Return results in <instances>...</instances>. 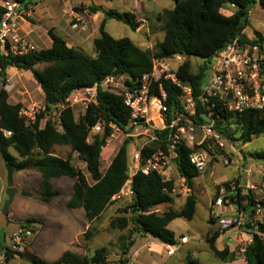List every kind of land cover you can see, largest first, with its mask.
I'll use <instances>...</instances> for the list:
<instances>
[{"label": "trees", "instance_id": "obj_1", "mask_svg": "<svg viewBox=\"0 0 264 264\" xmlns=\"http://www.w3.org/2000/svg\"><path fill=\"white\" fill-rule=\"evenodd\" d=\"M21 5L28 6L33 0H17ZM176 2L172 10H164L158 19L163 20V39L152 48L142 49L133 44L128 38L114 39L105 32V23L113 19L127 25L132 31H136L140 23L128 12L115 10H102L104 19L98 32L99 36L93 41V54L67 47L65 41L49 31L51 47L37 50L33 53L11 57L0 54V76L8 68L30 75L38 84L43 93L45 111L63 104L64 100L74 91L97 86V104L89 105L84 113L74 117L70 108L59 111L60 130L54 122L48 119L41 129L40 120L44 117L41 113L33 126H26L18 116L20 104L8 103V94L4 89V78L0 88V127L11 132L8 138L0 137V156L4 164H12L14 167H32L39 172V198L43 203H49L57 192L53 190L51 181L61 177L74 180L73 193L68 202L69 208L82 207L86 212L89 222L99 217L111 204V199L123 187L126 179L127 150L129 140H124L104 173L101 172V152L107 145L111 135L108 124L117 126L126 131L129 120V109L124 105L123 97L110 91L103 90L101 85L109 77L124 76L125 83L130 85L144 73H148L152 67L153 59H170L174 56L200 58L211 60L216 52L241 37L248 23V12L255 3L254 0H173ZM225 4H233L236 10L229 14L224 11ZM259 8L264 13V0H260ZM98 10L89 8V12ZM3 9L0 7V19ZM260 40L264 35L255 32ZM205 70L207 66H198L195 72L190 70V64L184 62L177 70L176 76L192 88L194 96H197L206 81ZM209 72V71H208ZM163 89L168 95V105L171 109H182L180 103V90L168 82H164ZM226 128L220 133L224 139L234 141L229 133L230 125H236L239 129V138L243 145L252 141L254 136L264 133V108L251 110L241 114H225ZM104 123V131L92 137L88 141L90 129L98 122ZM196 120L202 121L197 110ZM55 146H67L72 154L85 164L86 171L92 180L89 183L82 171L74 167L70 158L62 159L52 155ZM203 149H207L205 145ZM12 149L20 161L10 154ZM190 150L180 146L176 159L177 170L189 185L198 176L194 168L189 164L188 153ZM223 151L220 150L219 153ZM264 159V155H258ZM229 189V183L224 184ZM172 182H163L162 178L154 173L144 176L137 174L132 179L133 200L128 209L130 218H118L112 226L124 230L131 223L133 231L142 234L145 230L153 239L164 245H175L174 234L167 226L177 219L182 218L192 221L196 212L197 200L193 194H189L182 208L178 211L168 210L161 215L155 213L145 214L160 205H171L173 198L169 194L172 190ZM237 186V185H236ZM237 209L240 207L248 216L253 213L256 204L264 209V200H256L251 190L236 187L234 195L230 198ZM245 202V206L242 203ZM127 211V210H125ZM210 223L216 220L210 218ZM33 223L28 220L20 226H28ZM220 231L213 230L205 236L210 251L222 261H235V254L228 249L219 251L215 242L220 236ZM88 234H85L87 237ZM251 244L245 253V264H264V224L259 226L258 233L250 232ZM121 258L108 262V250L104 247L95 250L89 257H80L74 253L66 252L55 262H46L38 257L25 252L19 257H29L35 264H129L127 255L132 242L120 238ZM126 242V243H125ZM11 258H9L10 260ZM8 260V261H9ZM189 264L198 262L188 259Z\"/></svg>", "mask_w": 264, "mask_h": 264}, {"label": "built area", "instance_id": "obj_2", "mask_svg": "<svg viewBox=\"0 0 264 264\" xmlns=\"http://www.w3.org/2000/svg\"><path fill=\"white\" fill-rule=\"evenodd\" d=\"M43 1L33 0V3L40 5ZM254 1L248 12V21L253 8L260 9V0ZM0 7L3 9L0 19V54L19 57L37 51L35 46L18 33L17 20L21 15V4L17 0H1ZM228 7L232 11L236 10L233 4H228ZM246 30L249 34H246ZM260 33L264 35V29ZM242 34L247 36V40L238 37L223 47V51L216 52L206 81L197 96L193 95L188 84L181 81L176 73H172L168 65L169 59H153L150 72L144 73L130 85L125 83L124 76L109 77L103 82L101 88L106 91H109L106 87L113 84L115 93L123 97L124 105L130 111L126 131L111 123L108 124L111 129L110 137L117 133L123 135L124 140H129L128 148L132 146L133 138H141L127 150V179L120 191L112 197L111 202L130 205L133 200V177L137 174L148 176L152 173L160 176L163 182H172V190L169 193L171 196L180 194L182 198H186L190 193V187L186 179L179 174L176 165L180 146L190 150L187 157L189 164L197 174H203L214 151L222 150L221 154L224 155V137L220 131L226 128L227 123L223 116L264 108V40H260L248 25ZM176 57L178 60L181 59ZM21 76L20 74L19 77ZM2 78L7 86V77L0 76V81ZM164 82L180 90L182 109L169 107L168 95L163 89ZM96 104L97 86H94L72 92L63 104L49 113H44L43 101L20 104L18 116L26 126H33L37 122V117L44 113L40 122L45 125L46 121L51 119L60 130V110L70 108L74 111L75 107H79V111L84 113L89 105ZM197 110L202 121L196 120ZM39 127L41 128L40 124ZM103 131L104 123L100 120L90 129L93 135L102 134ZM10 136L11 132L0 127V137ZM203 145L207 149H203ZM233 161L229 154L222 157L225 166ZM235 189L236 186L232 184L229 185V189L221 188L209 208V215L216 220L215 224L221 234L231 231L229 242L234 247L233 253L245 262L246 249L252 242L249 231L258 233L259 226L264 224V209L256 204L253 213L247 218L238 211L223 213L224 209L233 204L230 198L234 195ZM158 207L160 206L145 214L157 213ZM32 235V230L28 226H19L10 244L0 249V264H9V258L23 254L26 241ZM187 241L186 237H181L179 244H185ZM165 251L167 256L174 255V245H166Z\"/></svg>", "mask_w": 264, "mask_h": 264}, {"label": "rangeland", "instance_id": "obj_3", "mask_svg": "<svg viewBox=\"0 0 264 264\" xmlns=\"http://www.w3.org/2000/svg\"><path fill=\"white\" fill-rule=\"evenodd\" d=\"M159 5L163 4V0H159ZM162 14V13H161ZM163 20L159 19V22L154 24L153 33L150 32L149 35H146V29L143 28L141 34H135L127 25L122 22L109 19L106 24L107 33L114 39L128 38L133 41L142 49L152 48L156 43L161 42L163 39L162 32ZM248 27L252 29V32H261L264 29V13L259 10L257 7L253 8L250 15V21L247 23ZM246 34H249V31L246 30ZM88 49V47H87ZM89 52L84 51L87 55L93 54V48ZM89 53V54H88ZM181 58V57H180ZM188 62L190 64V70L195 72L198 66H207L210 68L212 63L211 60H203L200 58L190 57L188 59H177V57H172L168 60V65L172 73H176L178 68L184 63ZM209 70H205V75L208 76ZM12 74V73H11ZM11 88H5L8 93L10 102H18V100H23L21 104L29 103H40L43 99V93L38 84H36L32 78L23 74L22 77L12 78L10 81ZM0 87L2 84L0 82ZM110 92H116L113 84H110L106 87ZM23 92V95L19 94ZM21 97L23 99H21ZM74 117L78 118L82 112L79 111V107L74 108ZM40 126H43V122H40ZM229 133L231 134L234 141L224 139V155L219 153V151L213 152V157L210 158L207 168L203 174L196 176L192 180V186L190 187V193L196 197V212L192 221H186L182 218H177L171 221L167 228L173 232L175 239V254L173 257H168L166 255L164 246L153 238H148L147 245L139 250L136 256L132 257V260L136 264H186L189 262L188 259H192V256L200 264H243L240 258H236L234 262L222 261L216 257L209 249L207 243L204 241V237L211 231L217 230L216 224L210 223L209 219V208L216 197L219 195L221 188H226L224 184H232L233 186L242 188L244 190H251L254 198L256 200H264V159L258 158V155H264V133L258 136H254L252 141L248 144L243 145L239 138V129L236 125H230ZM95 136L89 132L88 141L92 140V137ZM125 137L121 134H114L113 137H109L107 140V146L102 150L101 154V167L100 170L102 173L105 172L108 162L106 161V154L113 153L118 150L122 145ZM141 138H133L131 140V145H135ZM132 146H129L130 149ZM56 154L62 158H65L68 154L67 148L59 147L57 148ZM230 155L234 160L230 165L225 166L222 162V157L225 155ZM74 167L79 168L85 175H87L88 182L92 183V180L88 176L85 165L78 159L75 155L74 159L71 161ZM2 172L6 171V165L3 167L1 165ZM5 168V169H4ZM14 180H21L23 182L22 189L17 190L15 199L9 207V212H13L14 217L18 224H23L28 218H35L41 222H44V228L40 234L33 239V243L29 246V250L43 257V253L48 250L47 256L48 260H54L58 254L65 249H68L72 245V234L70 231H63L59 228L57 220L59 218L67 219L66 211L62 212L60 208L65 201V199L70 195V191L60 190L58 184L60 180H55L52 182L54 188L60 192V197L54 200L53 205L43 203L39 198V175H29L26 171L16 172L14 174ZM73 183L71 179H65ZM250 187H253L252 189ZM69 188V185H62L61 189L65 190ZM17 189V188H16ZM228 191V190H227ZM22 193H28L30 197H24ZM188 194V195H189ZM173 198V203L171 205H163L158 207L157 215L163 214L168 210L178 211L182 208V203L180 202V194L171 196ZM242 206H245V202L242 203ZM129 205L124 203L123 206H109L107 214L110 216V220L114 218H121L123 216L130 218L131 212L128 209ZM231 207H236L234 204ZM230 209V207L228 208ZM81 210V209H80ZM127 210V211H125ZM238 212L244 214V210L240 207L236 209ZM225 210H223L224 212ZM80 212V213H78ZM82 211H75L74 214H82ZM78 216V215H77ZM75 225L79 227L80 219L77 217L75 219ZM69 223L67 224V227ZM212 226V227H211ZM15 229L16 226H13ZM19 229V227H18ZM69 229V228H68ZM61 230V231H60ZM3 231L6 232L3 228L0 227L1 240L4 239ZM115 232H121L120 230H114ZM128 232H134L133 226L130 223L129 228L124 231V235H128ZM250 233V231H249ZM117 234V233H116ZM138 234V233H136ZM110 237L112 234H109ZM13 234L6 232L5 242L9 245L11 242ZM184 236L189 240V243L186 245L179 244L180 238ZM39 237H41L40 241ZM29 238L26 241V244L30 242ZM56 239L58 244L53 245L52 241ZM126 243V242H125ZM118 244V242H117ZM26 245V248H27ZM140 243L137 241L135 246L131 249L130 255L137 250ZM92 246L101 247L105 246L108 249H111L106 243L100 241H94ZM226 249V248H225ZM190 250L191 256L187 254V251ZM19 261L10 262V264H28L19 258Z\"/></svg>", "mask_w": 264, "mask_h": 264}, {"label": "crops", "instance_id": "obj_4", "mask_svg": "<svg viewBox=\"0 0 264 264\" xmlns=\"http://www.w3.org/2000/svg\"><path fill=\"white\" fill-rule=\"evenodd\" d=\"M1 2V0H0ZM159 0H44L42 4L40 5H34L33 1L28 4V6L21 5L22 11L20 12V18L17 20L18 22V28H19V35L23 38H25L29 43H31L33 46L36 47L37 50L41 49H48L51 47V38L49 36V31H51L53 34L58 35L61 37L67 47L77 49L84 53V51L89 52L91 51V48H93V41L98 38L99 36V26L101 22L104 19V14L102 10H115L118 12H128L132 14L135 17V20L140 23L139 28L134 31L135 34H141V31L143 28L146 29V35L150 37V32L153 33L154 24L159 22V16L164 10H172L176 2L173 0H163V4H158ZM89 8H95L98 11L95 13L89 12ZM224 11L226 13H233L234 11L230 10L228 7V4L224 5ZM260 10V9H259ZM108 20L105 23V32L106 31V24ZM75 25L76 27L73 28L72 26ZM130 40V39H129ZM131 41V40H130ZM133 44H135L133 41H131ZM136 45V44H135ZM138 46V45H136ZM88 47V49H87ZM139 47V46H138ZM150 48V47H149ZM86 54V53H84ZM89 54V53H88ZM185 59L184 57H181ZM12 73V74H11ZM23 75L26 73H23L21 71H18L14 68H8L5 72V76L8 79V85L4 86V89L6 88L7 91L12 86L10 85V81L12 78H20L19 75ZM30 76V75H29ZM22 77V76H21ZM31 77V76H30ZM32 78V77H31ZM33 80V79H32ZM34 81V80H33ZM1 82V81H0ZM1 88V87H0ZM23 92H19L21 96ZM42 93V92H41ZM8 94V93H7ZM21 99H23L21 97ZM43 99V98H42ZM44 102V100H42ZM8 103L11 105L21 104L23 103V100H18V102H10L9 96H8ZM44 127H41V129ZM107 146V145H106ZM105 146V147H106ZM67 148L68 154L65 158H62L56 154L57 148ZM104 147V148H105ZM103 148V149H104ZM102 149V150H103ZM117 150L113 153L106 154V161L108 162V165L110 164L112 158L115 156ZM10 154L16 158L17 161H20L21 159L17 157L16 153L10 149ZM102 154V152H101ZM52 155L60 157L62 159L70 158V162L74 159L76 154H72L70 152L69 147L67 146H55L53 149ZM77 156V155H76ZM82 162V161H81ZM83 163V162H82ZM72 164V163H71ZM84 164V163H83ZM1 165L4 167L5 164L0 156V167ZM73 165V164H72ZM85 165V164H84ZM74 166V165H73ZM108 167V166H107ZM21 168V167H19ZM77 168V167H76ZM5 169V168H4ZM79 169V168H78ZM107 169V168H106ZM20 171H26L29 175H39V182L41 180L40 174L38 171H36L32 167L23 168V170ZM18 171V172H20ZM16 173V172H15ZM14 173V174H15ZM83 173V172H82ZM14 174H13V183L14 187L18 189H22L23 182L21 180H14ZM84 174V173H83ZM85 175V174H84ZM89 176V175H88ZM90 177V176H89ZM86 180L88 181L87 175H85ZM65 179H70L67 177H61L58 179H54L51 181V186L53 190L57 192V195L51 199V201L47 204L53 205V201L58 199L60 197V192L54 188L52 182L55 180H60L58 186L60 190L62 191H70V195L65 199L62 206L60 207L62 209V212L67 211L70 213L66 214L67 219L59 218L57 220V223L60 224L59 228L63 231H70L72 234V245L70 248L65 249L64 251L60 252L56 259L54 260H48L47 253L48 250L43 253V257H39L32 251H30L28 248L33 243V239L37 237L40 232L44 228V222L39 221L35 218H28V220H32L33 223L29 224L28 227L32 230V237L30 239V242L27 245L26 252L29 253L32 256L38 257L46 262H55L57 261L64 253L71 252L74 253L80 257H89L92 255V253L99 249V248H106L108 250V262L117 261L121 258V251H120V242L119 239L123 238L127 240H130L132 242V245L130 246L127 255L124 256V258H127L130 264H136L132 257L136 256V254L144 248L147 245L148 238H152L149 235H143V234H136L134 232H128V235H124V231L129 228V225L124 230H120L117 227H113V221L118 218H114L113 220H110V216L107 214V210L109 206L117 205V206H123L124 203L121 202H111V204L105 209V211L96 219L89 222L86 218V212L82 207L79 208H69L68 202L72 196L73 193V183L71 185V182ZM62 185H69V188H66L65 190L61 189ZM251 189L253 187H250ZM5 189H6V171L2 172L0 168V227L3 228L6 232H10L11 235L14 234L18 227L20 226V223L16 221V217H14L13 212L7 213V216L3 217L1 214L2 206L4 201L6 200L5 196ZM28 194V193H27ZM24 196V197H30ZM15 199V197H14ZM13 199V200H14ZM185 198H180V202L182 205L184 204ZM163 206V205H161ZM229 208V207H228ZM224 209L225 211L223 213L229 214L234 213L237 211L236 207H230V209ZM81 209V210H80ZM75 211H82V214H74ZM80 213V212H78ZM210 216V215H209ZM244 216L247 218L248 212H244ZM79 217L80 219V225L77 227L75 225V219ZM121 218H128V217H121ZM69 223V226L67 227V224ZM13 226H16L14 229ZM134 228V225H132ZM212 227V226H211ZM69 228V229H68ZM120 230L121 232H115L114 230ZM60 230V231H61ZM6 232L3 231L4 239L1 240V234H0V249L6 247L8 244L5 242V234ZM1 233V232H0ZM112 234L110 237L109 234ZM117 233V234H116ZM85 234H88L87 237H85ZM231 236V231H228L224 234H220V236L217 238L215 242V246L219 251L224 250L225 248L228 249L230 253H233L234 247L229 242V238ZM184 237V236H182ZM33 238V239H32ZM41 237H39L40 241ZM94 241H100L103 243H106L108 246L111 247V249H108L105 246L101 247H94L92 246ZM137 241L140 243L137 250H135L131 255L130 251L135 246ZM205 241V237H204ZM118 242V244H117ZM60 242H58L56 239L52 241L53 245H56ZM189 243V240L187 243L183 244L186 245ZM165 246L164 244H162ZM166 252V251H165ZM188 256L190 254V250L187 251ZM235 254V253H234ZM168 256V257H173ZM19 258L21 257H15L11 258L9 260L10 262L13 261H19ZM236 258H240L245 264L244 260L235 255ZM23 261V259L21 258ZM193 261H196L195 258L192 256ZM17 262L16 264H20ZM25 262V261H24ZM197 262V261H196ZM234 262V261H233ZM27 263V262H26ZM198 264H200L198 262Z\"/></svg>", "mask_w": 264, "mask_h": 264}, {"label": "water", "instance_id": "obj_5", "mask_svg": "<svg viewBox=\"0 0 264 264\" xmlns=\"http://www.w3.org/2000/svg\"><path fill=\"white\" fill-rule=\"evenodd\" d=\"M224 48H221L217 51V53H220L223 51ZM20 170H23V168L14 167L12 164H6V189H5V196L6 200L3 203L1 214L3 217L7 216L8 210L10 205L13 202V199L15 195L17 194V189L14 187L13 183V174L15 172H18ZM23 196H29L30 194L22 193ZM143 235H149L145 230H142L141 232ZM150 236V235H149ZM23 261L27 262L28 264H35L29 257L23 256ZM186 264H189V262H186Z\"/></svg>", "mask_w": 264, "mask_h": 264}]
</instances>
